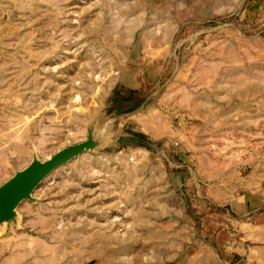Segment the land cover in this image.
I'll return each instance as SVG.
<instances>
[{"label":"rangeland","instance_id":"374dc122","mask_svg":"<svg viewBox=\"0 0 264 264\" xmlns=\"http://www.w3.org/2000/svg\"><path fill=\"white\" fill-rule=\"evenodd\" d=\"M93 120L0 264H264V0H0V185Z\"/></svg>","mask_w":264,"mask_h":264},{"label":"water","instance_id":"95a60500","mask_svg":"<svg viewBox=\"0 0 264 264\" xmlns=\"http://www.w3.org/2000/svg\"><path fill=\"white\" fill-rule=\"evenodd\" d=\"M96 121L86 127L83 141L69 145L55 152L44 161L34 154L23 169L16 171L8 180L0 185V224L16 223V208L22 201H31V193L39 183L54 169L87 152L101 148L107 142V136L101 130L93 135Z\"/></svg>","mask_w":264,"mask_h":264},{"label":"bare ground","instance_id":"6f19581e","mask_svg":"<svg viewBox=\"0 0 264 264\" xmlns=\"http://www.w3.org/2000/svg\"><path fill=\"white\" fill-rule=\"evenodd\" d=\"M103 128V126H100V121H97L95 127H94V131H93V135L97 134L99 131H101ZM23 203V202H22Z\"/></svg>","mask_w":264,"mask_h":264}]
</instances>
